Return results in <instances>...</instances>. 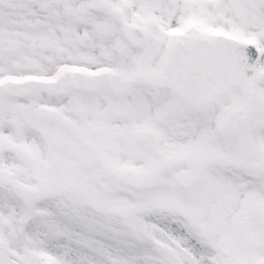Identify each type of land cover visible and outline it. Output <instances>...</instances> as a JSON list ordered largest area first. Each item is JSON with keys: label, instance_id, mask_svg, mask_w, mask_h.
<instances>
[{"label": "snow or ice", "instance_id": "snow-or-ice-1", "mask_svg": "<svg viewBox=\"0 0 264 264\" xmlns=\"http://www.w3.org/2000/svg\"><path fill=\"white\" fill-rule=\"evenodd\" d=\"M0 264H264V0H0Z\"/></svg>", "mask_w": 264, "mask_h": 264}]
</instances>
